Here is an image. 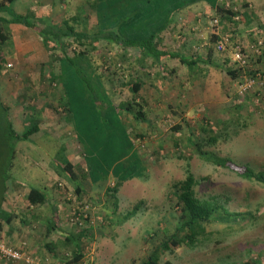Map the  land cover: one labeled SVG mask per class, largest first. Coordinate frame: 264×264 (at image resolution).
<instances>
[{"label": "rangeland", "instance_id": "374dc122", "mask_svg": "<svg viewBox=\"0 0 264 264\" xmlns=\"http://www.w3.org/2000/svg\"><path fill=\"white\" fill-rule=\"evenodd\" d=\"M23 1L24 4L11 5L10 13L0 14V18H9V14L22 16L32 27L38 26L39 20L62 26L65 20L74 19L72 25L77 32L91 33L96 28L93 0ZM225 3L224 7L238 13L241 19L246 4L242 0ZM191 15L192 22L199 19L200 23L192 27L185 25L184 31L173 26L171 32L177 37L170 34L165 48L180 54V32L189 31L182 53L206 58L209 64L200 67L199 63L198 69L193 71L195 82H191L192 71L168 62L180 72L167 83L170 87L167 93L171 95L164 98L172 108H165V117H160L164 112L158 115L161 122L156 127L150 123V105L144 104L142 109L145 122L134 119V114L140 111L138 106H134L133 115L119 109L133 102L127 86L129 82L138 75H145L147 81L159 70L150 62L137 64V51L125 55L101 43L96 50L91 48L87 53L85 64L82 63L87 68L84 72L87 76L79 78L75 67L63 65L61 70L64 53L73 55L84 51L70 40L51 56L36 32L28 28L29 35L23 34L20 38H28L26 43L18 47L4 45L0 50V100L12 109L9 116L14 129L22 135L31 115L29 108L35 110L36 122L42 129V133L17 145L12 167L7 171L10 187L22 184L41 189L51 182L49 177L54 176V185L61 184L65 188L64 182L70 180L59 170V165L67 161L73 162L80 176L86 170L89 184L101 187L98 191L103 196L92 203L77 199L73 190L67 192V198L73 195L67 202L69 209L81 212L80 216H71L67 226L78 232L86 230L90 235L83 245L85 260L82 264H142L147 261L180 227L170 195L173 186L179 187L186 179L187 169L198 181V200L218 204L226 213L218 214L206 225L208 237L195 249L171 248L172 252L161 256L160 264H244L250 259L264 264V185L243 180L230 170L206 162L196 147L199 144L203 152L264 174L261 102L253 94L240 97L239 81L233 82L225 73L234 69L231 55L237 43L247 47L253 40L264 41V36L250 35L252 30L245 21L221 22L224 15L208 7ZM215 19L220 20L216 28ZM263 21L264 12L258 16L257 23ZM212 35L229 37L232 42L227 52L215 51ZM206 42L208 46H204ZM210 49L215 51L211 62L208 60ZM161 65L164 67L163 63ZM255 68L258 72L264 71V62L256 64ZM100 79L102 88L94 86ZM150 81L141 94L146 103L153 96L151 88L154 86ZM154 112L160 113V109ZM206 126L213 134L222 136L216 146L208 144L210 132L202 131ZM143 167L144 173L138 176ZM61 173L64 178L58 176ZM127 174H130L129 179L121 180L123 185L115 198L107 191L104 193L107 187L119 183L120 178L124 180ZM226 214L239 216L232 218ZM127 216L130 218L125 220ZM69 249L71 254H64L66 259L52 264L72 259L74 252Z\"/></svg>", "mask_w": 264, "mask_h": 264}, {"label": "trees", "instance_id": "16d2710c", "mask_svg": "<svg viewBox=\"0 0 264 264\" xmlns=\"http://www.w3.org/2000/svg\"><path fill=\"white\" fill-rule=\"evenodd\" d=\"M16 1L17 0H0V14L10 13L11 5ZM221 1L222 0H93L92 7L96 13V28L91 33L85 31L77 32L76 28L72 25L74 19L65 20L62 26H54L44 20H39L40 24L32 27L27 18L9 14L8 19L0 18V50H2L3 46L8 41L9 34L7 30H9V26L22 25L26 28H32L36 32V34L43 40V44L51 56H53L57 48L60 46L64 47L66 45L65 41L67 40L84 48L83 52H74L73 55L64 53V60L60 63V65L62 64L61 70L63 65H68L67 67L69 68L75 67L79 78L87 76V73L84 74L87 69H85L86 66H84L87 53L90 52L91 48L96 50L101 43H106L108 46L119 49L124 52L125 55L132 51H137V56L139 57L135 59L137 64L145 65L152 61V65L156 67L160 66L163 60L176 61L178 59L180 64H184L188 67L190 66L189 68L193 69V67L198 66V61H195L194 59L186 60L176 55V53L168 52L164 50V48L160 49L159 43L174 22L173 20L175 19L176 14L184 8L197 3H205L211 9L215 10L216 13L218 12L221 16L224 15L221 22H223V20H230L229 22H239L241 20L244 22V19L242 18L243 16L241 17L242 19H239L238 13H233V10L230 11L227 7H224L225 4L221 3ZM216 20L218 21V25H215L214 28L220 25V20L215 19L214 21ZM85 26L86 25H84V27ZM250 39L251 37L249 40ZM219 41L220 37L218 35H212L211 44L215 46V51L216 45ZM229 42L232 41L229 40ZM239 44L241 43H237L236 47ZM228 46L229 44L227 47ZM227 47L225 52H227ZM215 51L214 49H210L208 53V60L210 62L212 61ZM261 62V57L256 58L255 65H259ZM207 63L209 64V62ZM201 66L200 61V67ZM122 71L124 72L123 74H125L124 67L122 68ZM243 72L244 71L236 70L235 68L225 71L233 82H238ZM246 73L249 74V76L253 75L252 71H246ZM53 76L54 75H51L52 79L54 78ZM72 77L73 74L70 78ZM98 81L99 83H95L94 86L102 88L103 85L101 79ZM192 81H195L193 77ZM127 86L129 92L133 95V102L129 103L126 107L119 106V109L123 108L125 111H128L129 114L131 113L133 115L134 106H138L140 111L134 114V119L138 122H145L146 115H144L142 111L143 107H145V103L141 97V91L144 87L143 80L137 77L134 81L129 82ZM254 97L258 99L256 94H254ZM259 108L262 110L260 103ZM29 109L31 110L29 112L31 115L28 116L29 119L25 122L24 132L22 135H18L9 116V111L12 110L11 107L3 104L0 100V235L3 231V225L11 224L14 219V216L9 215L2 209V202L5 199V195L9 193V188L11 186V184H9L7 171L12 167L19 142L28 141L39 132V123L36 122L32 114L34 110L32 108ZM207 127L208 126L202 128L204 133L207 134L210 132V137L207 142L209 145L216 146L222 139V136H217L215 133L213 134V130H207ZM196 147H199V156L206 162L211 161L222 169L230 170L243 180L264 185V174L255 173L248 168L240 167L230 159L223 160L210 155L209 153L203 152L199 144H197ZM141 169L142 170H140L138 176L142 175V172L144 173V167ZM59 170L62 171L72 183L79 182V184H81V182L83 183L88 180V177L85 175L86 170L82 173L83 175L80 176V172H78L75 166L69 161L59 165ZM123 175H125V173ZM129 175L130 174H127L124 180L120 178V182L113 187H108V195L115 198L114 195L118 193V188L123 185V182L127 180ZM121 180L123 182H121ZM197 185L198 181L194 174L190 169H187L186 179L179 185V187L177 185L173 186L174 191L170 196L172 197V204L179 219L180 227L168 242L156 248L149 259L142 264H160L161 256L167 252H172L171 248L180 249L182 247H187L188 249H195L199 243L201 244V242H203L202 239L206 240L208 237L206 225L211 224L218 214L226 213V211L218 204L198 200L196 195ZM76 192L81 195L80 187L77 188ZM48 200L49 197L45 189H30L28 196V203L30 206H42L48 203ZM226 215L232 218L239 216L237 214ZM128 218L130 217H124L125 220ZM49 224H54L53 227H56L55 222ZM89 237L90 235L88 231L82 230L79 231L77 235H73L66 239L68 245L73 244L75 250L72 259L63 264H78L83 261V253L85 251L83 243L86 242ZM244 264L259 263L257 260L250 259Z\"/></svg>", "mask_w": 264, "mask_h": 264}, {"label": "crops", "instance_id": "0c3cea01", "mask_svg": "<svg viewBox=\"0 0 264 264\" xmlns=\"http://www.w3.org/2000/svg\"><path fill=\"white\" fill-rule=\"evenodd\" d=\"M242 1L246 4V9H245L246 11L244 10L242 12L243 13L242 18L244 19L245 24L248 25V29H250V31L252 30V33L250 35L254 34L252 36L257 37V38L264 36V21L257 23L258 16L259 15L261 16L264 12V0H242ZM17 2H20V4H24L25 1L17 0L15 3ZM225 2H227V0L221 1V3L223 4H226ZM205 7L210 8L205 3L204 4L197 3V4L190 5L184 8L182 11L178 12L168 32L164 34V36L162 37L159 43L160 49L164 48V50L170 52L169 50L165 48L169 43L168 40L171 39L170 34H173L175 37H177L176 33L171 32L173 30L172 27L174 26V27H177V29L184 31L186 30L185 25H188V27H192L196 23H200L199 19H195L197 20V22L194 21L195 23L192 22L191 14L192 12L196 13L197 11H200L201 9ZM210 10H213V9L210 8ZM5 19H8V18H5ZM181 21H183V23ZM7 32L9 34V37H8V41L6 42L5 46L8 45L10 47H13V46L18 47L20 44L23 45V43H26V41L29 40L28 38L20 39L23 34H24L23 36L26 35L25 37L29 35V29L22 25H10L9 30H7ZM188 33L180 32L179 40L181 41L178 42L179 43L178 49H180V54H176V55L186 60L194 59L195 61H198L197 67H199L200 61H201V64L208 66V63H207L208 61L206 58H202L200 60L199 57L197 58L196 56L191 55L192 53L188 54L187 56H186V53L185 54L182 53L184 46L187 44V42L185 43V41L190 35V33L189 34ZM245 38L249 39L248 37H245ZM196 39L199 40L197 37ZM40 41L41 43H43V40L41 38H40ZM207 42L205 43L204 46H208ZM261 60L262 62H264V55L261 57ZM168 62H171L172 65L175 67H182L184 68V70L187 69L189 72L192 71L190 72L191 78L195 77V72L193 71L198 69L197 67H193V69H191L189 68L190 66L188 67V66H185L184 64H180L178 59L176 61L163 60L161 64L163 63L164 67L156 66V70L157 68H159V70H157L156 73H154V76L152 79H148V80H151L150 81L151 86H154L153 88H151L153 90V96L152 98H150L149 103L148 102L146 103L144 101L146 105L151 106L149 110L151 113L150 118L152 119V121L150 123L153 124L154 127L160 126L159 125V123L161 122L160 117H165V115H167L165 108H172L169 106V103H167V99H166L167 96L171 95L170 93H167L168 90H170V87L168 86L167 83L171 80L170 77L171 78L173 76L176 77L178 73L180 72V71L177 72V70H175L174 67H171ZM150 63L152 65V61H150ZM169 66L171 67V69H168ZM162 77H164L163 79L165 80V82H163L164 80L159 81V79H161ZM138 78L142 79L144 82V87L142 88V91H141V94H142L144 88L147 86L148 80L147 81L145 80V75L144 76L138 75ZM191 82H195V81H191ZM160 84H161V87H159ZM162 88H167V90L162 89ZM159 109H160V113L154 112ZM197 110H199V108ZM162 112H164V116L162 115ZM159 114L162 116L159 117L158 116ZM35 116L36 114L34 110L33 117L35 118ZM35 120H37V118H35ZM39 133H42V129H40V124H39V132L36 135H38ZM36 135H34V137ZM70 163H73V162H70ZM61 175H62V178H64L62 173L59 174L58 176H61ZM50 178L51 177H49V180H51V182H48L44 186H42V187H45L44 189L46 190L48 194V197H49L48 203L42 206H38V207H32L28 203V196H29L30 189L35 188V187H31L30 185L29 186L22 185V184H17V185L23 188H19L17 185L12 188L10 187L9 193L5 195V199L2 202V209L9 215L14 216V219L12 220L11 224L3 225V231L0 235V243H3L6 246H9L12 248L21 249L29 255L37 256V257H40L39 259L41 260L42 259L49 260L50 263H53L59 260L62 261V258L66 259L64 254H67V255L71 254L70 252L67 251L68 248H70L71 251L73 252L75 250L73 247V244L68 245V242L66 241V239H68V237L69 238L72 237L73 235H77L78 231H74L72 228L68 227L67 225H69L68 220L71 218V216L75 217L77 215H80L81 212H77V210L75 209H73V211L69 209L70 204H68L67 202H69L68 200L71 201V198L73 195H69L70 197L69 199L67 198V192L71 191L72 193V190H73L75 191V194H76L75 196H77L76 197L77 199H84L85 201L88 200L91 203L95 202L98 199V197H101L103 195L101 194L100 191H98L101 188L100 185L98 187L91 183L89 184L90 181H86L84 185H81L79 184V182L72 183L70 181H65L63 179L65 181L64 182L65 188H64L61 186V184L54 185V180H56L54 179V176H52L51 179ZM78 187H80L81 189V195H79L76 192ZM107 189L108 187L104 190L105 192L103 191L105 194H106ZM52 222L56 223L55 224L56 227H53L54 224L53 225L49 224ZM84 258H85V255L83 253V261H81L78 264H82L85 260ZM2 262H4V264H22V263H8V262L3 261L0 258V264H3Z\"/></svg>", "mask_w": 264, "mask_h": 264}, {"label": "built area", "instance_id": "2783aa9c", "mask_svg": "<svg viewBox=\"0 0 264 264\" xmlns=\"http://www.w3.org/2000/svg\"><path fill=\"white\" fill-rule=\"evenodd\" d=\"M218 25V21H214ZM214 25V27H215ZM229 37H220V41L216 45V51L223 53L229 44ZM264 55V41L262 39L251 42L250 45L244 47L238 45L231 55L233 66L236 70L244 71L239 78L238 94L240 97H248L256 94L261 102L262 111L264 110V71L255 68L256 58ZM246 71H252L253 75L249 76ZM80 216V215H79ZM0 258L8 263L22 264H52L49 260H41L37 257L27 254L21 249H15L0 243Z\"/></svg>", "mask_w": 264, "mask_h": 264}]
</instances>
